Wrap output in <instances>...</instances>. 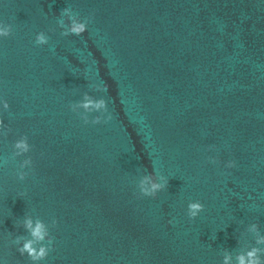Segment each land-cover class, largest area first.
<instances>
[{
  "label": "water",
  "instance_id": "1",
  "mask_svg": "<svg viewBox=\"0 0 264 264\" xmlns=\"http://www.w3.org/2000/svg\"><path fill=\"white\" fill-rule=\"evenodd\" d=\"M65 7L84 34H61ZM8 25L0 264H239L253 248L264 261V0H0ZM85 93L108 112L82 107ZM148 174L143 186L169 180L155 197L141 193ZM195 200L205 209L191 219ZM51 236L44 260L18 251Z\"/></svg>",
  "mask_w": 264,
  "mask_h": 264
},
{
  "label": "clouds",
  "instance_id": "2",
  "mask_svg": "<svg viewBox=\"0 0 264 264\" xmlns=\"http://www.w3.org/2000/svg\"><path fill=\"white\" fill-rule=\"evenodd\" d=\"M72 12L71 7H65L61 13H60V19L58 20V25L63 29V32L61 33L64 36L68 35H76L80 36L84 34L88 30V24L89 22L87 20H76L72 18V16H69V19L71 20L70 26L65 25L63 17L65 15H68ZM13 28L12 25H8L7 27H0V35L2 36H9L12 34ZM50 40V37L45 31H40L36 36V43L38 45H44L47 44ZM82 107H84L86 110H99L104 109V113L108 112V101L101 97L99 100H95L89 96L88 93H85V100L81 102ZM10 107L9 102L5 100L4 108L8 109ZM112 119L111 114L109 113L106 117L103 116H95L91 120L84 119V123H93V124H99L102 121L107 123ZM3 118L0 117V127H3ZM15 149H20V152H17L16 155H22L24 153H28L32 149V145L29 143V138L25 136L22 139H19L15 141L14 143ZM213 162H216V158H210ZM33 161L32 158L29 156L26 158L22 166H30L32 165ZM236 166L235 160H230L227 162V167L232 168ZM20 180H24L28 173L26 172H18L17 173ZM151 179V175H145L141 184V193L144 196H150L155 197L157 194L168 187L169 180L167 177L160 175L158 181H152L150 187L143 186ZM205 209V205L203 202L199 200L190 201L188 204V216L191 219H195L199 214ZM54 224H58V221L54 219ZM24 226L30 230V234L32 237H35L38 241H44L45 237L48 236V232L46 229V226L43 221L37 220L35 222V225H33V220L31 217H28L24 220ZM253 228H256L257 226L254 224L252 225ZM264 240V238H261ZM21 240V237L17 236L15 238V243L19 244V241ZM54 240L55 238L51 236L49 239V242L47 244L41 243L39 247H36V241L33 239H26L21 247L18 248V251L21 255H27L31 261L38 262L41 260H44L48 257L50 250L54 247ZM259 249L253 248L251 249L246 255L241 254L238 257L239 264H264V261L261 260L260 256L258 255ZM231 259V257H225V264Z\"/></svg>",
  "mask_w": 264,
  "mask_h": 264
}]
</instances>
